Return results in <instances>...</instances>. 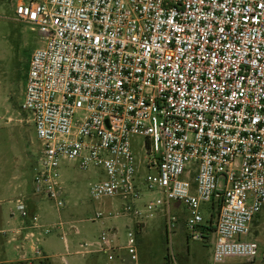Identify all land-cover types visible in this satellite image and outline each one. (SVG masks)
Listing matches in <instances>:
<instances>
[{"label":"built area","instance_id":"1","mask_svg":"<svg viewBox=\"0 0 264 264\" xmlns=\"http://www.w3.org/2000/svg\"><path fill=\"white\" fill-rule=\"evenodd\" d=\"M15 17L44 44L22 106L41 144L35 190L10 210L24 220L10 240L21 258L30 261L29 242L41 256V237L56 229L71 255L78 227L43 226L31 206L45 196L66 208L60 172L72 163L102 173L90 187L94 201L123 202L117 216L99 212L93 222L105 214L136 221L124 242L115 227L75 254L141 264L139 221L161 210L171 236V203L180 202L199 240L201 206L220 202L212 263L256 261L259 243L248 238L264 209V0H30ZM137 137L145 158L133 150Z\"/></svg>","mask_w":264,"mask_h":264},{"label":"rangeland","instance_id":"2","mask_svg":"<svg viewBox=\"0 0 264 264\" xmlns=\"http://www.w3.org/2000/svg\"><path fill=\"white\" fill-rule=\"evenodd\" d=\"M30 0H0V264H119L118 260L109 256H79L76 253L78 245L85 240L99 239L103 232L117 227L121 240H126V226L134 227L136 221L129 218H112L105 214L102 220H93L99 212L120 213L123 202L119 199L94 201L90 195L91 185L103 178L96 176L97 169L84 171L72 163L61 168L64 183V199L66 208L58 210L54 203L45 196L32 210L43 226H54L60 222L75 224L80 235L74 233L69 237V252L61 239L62 232L54 230L50 235L41 237V256L34 253L32 242L26 244L29 253L28 260L21 258L14 249L16 243H9L13 238V227L7 222H16L15 229H21L24 220L16 215L11 217L10 210L15 206L16 197L33 196V167L38 160L40 141L32 115L22 110L28 72L32 57L38 49L44 46L39 31L16 20L15 10L19 2ZM133 150L139 159L145 154V139H133ZM145 158V157H143ZM144 171V169H143ZM144 174V173H143ZM19 187V190L15 189ZM147 201L150 193L142 187ZM12 201V202H10ZM10 202V203H9ZM220 204V207H219ZM221 203L214 202L201 206L204 226L209 227L213 221L216 231ZM171 211L178 218L173 235L166 232V214L161 210L152 218L139 221L143 226L137 235L138 251L141 264H213V235L205 230L202 238L194 240L187 227L188 213L180 202L171 203ZM3 231L7 233H2ZM248 240H255L260 246V255L256 261L233 258L226 264H264V209L258 214ZM21 244V243H20Z\"/></svg>","mask_w":264,"mask_h":264},{"label":"crops","instance_id":"3","mask_svg":"<svg viewBox=\"0 0 264 264\" xmlns=\"http://www.w3.org/2000/svg\"><path fill=\"white\" fill-rule=\"evenodd\" d=\"M19 190V187H17L16 189H15V191H16V194H17V191ZM22 195L21 194H19L17 197H16V200L17 199H19L20 197H21ZM10 202H12V201H10ZM9 202V203H10ZM31 208L33 209L34 207L33 206H31ZM15 224H16V222L14 223V221H8L7 222V225H9V227H13V228H11L10 230H7L8 232H11L12 230H14V227H16L15 226ZM1 233V232H0ZM2 233H7V232H5V231H3ZM214 237H215V235H213V240L212 241H214ZM10 243V242H9ZM90 264H93V263H90Z\"/></svg>","mask_w":264,"mask_h":264},{"label":"trees","instance_id":"4","mask_svg":"<svg viewBox=\"0 0 264 264\" xmlns=\"http://www.w3.org/2000/svg\"><path fill=\"white\" fill-rule=\"evenodd\" d=\"M219 207H220V204H219ZM213 219V218H212ZM212 219H211V221H210V223H211V225L209 226V227H206V226H203L202 227V231H203V234H205V230H207V231H209V233L211 234V232L214 234V232H215V230H214V228H213V221H212Z\"/></svg>","mask_w":264,"mask_h":264}]
</instances>
